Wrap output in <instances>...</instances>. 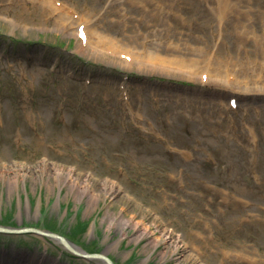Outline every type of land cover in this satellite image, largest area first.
Returning a JSON list of instances; mask_svg holds the SVG:
<instances>
[{
	"label": "rangeland",
	"instance_id": "1",
	"mask_svg": "<svg viewBox=\"0 0 264 264\" xmlns=\"http://www.w3.org/2000/svg\"><path fill=\"white\" fill-rule=\"evenodd\" d=\"M49 1L57 8L64 6L74 17L69 20L73 30L75 21L86 19L106 41L108 36L125 40L135 36L139 41L135 47L145 46L155 54H174L175 42L184 48L183 55L196 53L198 57L208 52V56L217 48V55L225 50L230 52L228 56L236 53L246 62L250 48L264 47L262 38L257 42L251 33L238 49L230 48L245 40L234 25L226 31L229 48L218 44V31L223 32L220 25L218 28L220 20L209 19L214 11L211 2L218 0ZM237 1H243V11L250 9L240 15L241 27L253 23L256 34L264 37V0ZM182 6L187 10L181 13ZM46 9L36 0H0V225L37 227L42 232L55 227L62 241L78 243L93 253L95 247L99 249L93 226L98 223L100 229H108V212L122 211L126 219L135 216L156 231L160 244L157 248L150 245L156 234L141 241L132 239L131 244L138 248L115 244L114 249L123 255L113 249L116 264H264V105L261 111L244 117L252 101L235 96L241 101L240 115L229 116L224 111L228 106H222L226 125H219L220 113L201 108L207 104L203 96L214 93L213 89L184 86V81L166 75L151 78L135 69L123 71L120 58L113 63L99 62L89 53L79 52V38L57 29L63 19L60 13L50 9L48 14ZM238 10L223 21L229 17L237 22ZM86 25L83 21L81 27ZM241 31L246 32L243 27ZM132 72L134 80L129 78ZM128 90L142 97L134 101L132 109L121 110L119 93ZM122 112L132 120L127 122L136 123L129 135L115 131L113 123L126 121ZM171 124L178 136L172 141L177 144L157 143L154 136L165 133ZM250 129L254 131L249 134ZM79 162L92 164L93 169L86 173L92 187L102 185L97 189H103L106 179L117 182L115 191L122 189V197L103 204L113 208L101 206L93 213L87 205L77 206L68 198L70 205L55 206L48 211L53 219L47 220L45 214L39 215L20 201L27 202V194L11 193L14 175L7 172L14 168L29 176L24 189L33 203L42 200L45 207L53 206L47 200L51 190L44 185L48 177L59 175L70 183L69 171L77 170ZM201 182L210 187H197ZM205 199L207 205L202 203ZM78 224L81 230L73 232ZM128 230L122 232L137 234ZM39 237L0 233V264H11L18 251L16 257L28 264L34 253H40L37 261L43 253L50 259L57 257V246ZM170 241L176 248L167 260ZM21 242L34 248H24ZM58 258L63 264L72 263L66 257ZM82 259L77 258L76 263L96 264Z\"/></svg>",
	"mask_w": 264,
	"mask_h": 264
},
{
	"label": "bare ground",
	"instance_id": "2",
	"mask_svg": "<svg viewBox=\"0 0 264 264\" xmlns=\"http://www.w3.org/2000/svg\"><path fill=\"white\" fill-rule=\"evenodd\" d=\"M37 2L46 5L47 11L45 13L50 14V9L54 10V13L59 12L61 17L63 18L60 23H58L57 29L64 30L67 34H70L71 36H75L80 38L81 36V30L79 27H81L83 21L87 23L88 29H87V35L89 38V42L84 43L81 39H78V51L79 52H86L89 53L94 59L99 60L101 62L109 61L111 63L115 62L116 59H119V57H122L124 55H128L131 57L130 61L126 60L123 62H120L123 66L122 70L126 71L127 69H135L136 72L139 73H146L149 75V77H160L162 78V75H165L168 78H175L177 80H182V84L184 86L188 87H205L208 86L209 90L214 91V93H209L203 96L206 101V105H201V108L205 109H213L216 112L220 113L222 116V119L218 121L219 125H226V122L224 121V113L222 110V106H228V109L224 110L229 116L233 115H240V112L238 110V103H241L240 100L236 99L235 96L249 99L252 101V104L249 106L247 112L244 114V117H247L251 114H254L257 111H261L262 107L264 105V47L260 46L258 48H250V56L248 57V61H243L236 53H232V55H227L230 52L225 53L224 51H219L218 53V61L213 65L212 69L209 68V73H206L204 70L207 69V63L208 60L206 57H203L201 61H199L197 58H195L191 53L188 54V57L183 55L184 48H180L178 44L174 42V54H155L151 56V54H143L140 52L139 48L135 46H139V41L136 40L135 36L128 37L125 40L121 38L120 36L114 37V39H118L119 43L122 44V49H119L118 44H114L115 42H105L106 39L104 38L101 33H98V31H95L92 29V26H90V23L87 22L86 19L77 20L75 21V30H73L72 24L69 20H74V17H72L68 12L66 8H57L54 5H52L49 2V0H36ZM226 2V5H222L221 2ZM243 1L237 2V0H218L215 2H211V7L214 9L217 17L219 18L220 22L218 23V28L220 23L223 21V19L227 15H235V11L238 10L243 13L244 6L242 5ZM236 3L238 5V9L233 4ZM142 6H145L144 3L141 4ZM187 10V6H182L180 8V12ZM250 10V9H248ZM246 11V10H245ZM215 13L211 12L210 16L213 19L215 17ZM223 13H226L225 16H223ZM128 15V14H127ZM252 15V13H251ZM248 19V17H246ZM250 20V19H248ZM210 22V21H209ZM237 25H235L236 27ZM246 32H239L243 33L245 36V42L249 39L251 36V33L255 35L257 38V42L261 41L260 37L262 38V43L264 45V37L259 36L256 34V30L254 28L253 23H247L242 26ZM241 25L240 28L242 29ZM140 31V30H139ZM142 32V31H140ZM143 33V32H142ZM262 35V34H261ZM218 36L227 38L225 31L220 32L218 31ZM176 38V37H174ZM176 44V45H175ZM135 45V46H134ZM143 48H146L145 46ZM229 48V47H227ZM217 49V48H216ZM142 55V56H141ZM187 59L188 61H186ZM228 59V60H227ZM230 59V60H229ZM196 65L201 64L203 65V69L199 70L198 72H192L190 69H188L190 65ZM188 65V66H185ZM209 65V64H208ZM127 68V69H126ZM121 71V70H120ZM213 71V73H212ZM130 77L134 80L135 78V72H132ZM198 81H197V80ZM27 81V80H26ZM132 83V82H131ZM192 90V89H191ZM227 92H229L231 95H225ZM220 93V94H219ZM142 96H136L132 100H138ZM123 113V112H122ZM118 113V118H119ZM133 115L140 116L139 113H133ZM123 117L125 118L126 115L123 113ZM211 119V118H208ZM164 120V119H162ZM203 121V119H201ZM248 123H250L248 121ZM115 125V131L119 132V134H125L129 135L131 132V129L135 127L134 122L128 123L124 126L118 125L116 122L113 123ZM145 125L146 123H143ZM254 129H250L249 134L252 133ZM37 136V135H36ZM176 131L175 128L172 126L165 131V133H157L155 135V139L157 143L161 142H167L169 144H177L175 141H172L173 138H175ZM39 137V136H37ZM178 137V136H177ZM255 138L257 136H254ZM137 138V136H136ZM32 140H24V142L29 143ZM38 140L35 141V143ZM124 142L123 140H120ZM78 148V145H75V148L73 149L76 151ZM118 153V152H117ZM184 153V152H183ZM77 170L73 169V171H69V178L70 183L67 182L66 177H62L59 175H56V177H48L47 182L44 185H47L49 190L50 196L47 198L48 202H51L53 204L49 205L48 207H45L43 205V201L37 202L36 204L33 203L34 200L29 195V191L25 190V186L28 183L29 176L23 173H20L19 170H16L14 168L9 169V173L7 172V175H14L13 178H10V186H11V193H13V196L16 194L23 197V194H27L28 201H22V203H25V205L30 206L31 210L34 208L37 212H39V215L45 214L48 218L47 220H52L54 216L53 214L49 213L48 211L53 209L55 206H59V209L63 207L64 203L66 206H69L70 204H67L66 201L68 198L73 199V201L76 202V205L79 204L87 205L89 207V211L97 212L96 210L99 209L101 206L106 208H113L114 205L111 206H104V202H110L115 198H121L122 197V189L119 191H115L117 182L115 181L114 184L110 183L109 180H104L107 184L104 185L103 189H97L98 187H92L91 181H86V173L87 170H92L93 166L91 163L86 162H79L77 164ZM263 167V165H262ZM255 168V165H252L251 169ZM234 170H236L233 167ZM59 171V169L57 168ZM77 173V174H76ZM75 174L77 175V178H75ZM91 176V175H90ZM99 179V178H98ZM194 182V177L191 178ZM30 181H36L34 177L31 178ZM37 184H42L41 182H38ZM264 185V184H263ZM197 187H210V185L205 184L204 182H201ZM178 189H181V185L178 186ZM36 189L32 188V192L36 194ZM45 191H47L45 189ZM41 192H39L40 194ZM44 195L46 193L43 191ZM48 194V193H47ZM237 192L234 193L236 195ZM248 194H250L248 192ZM255 197V194H251ZM12 196V197H13ZM116 202V201H115ZM114 202V203H115ZM204 205H207L206 199L202 202ZM210 203V202H209ZM38 204V205H37ZM52 206V208H51ZM55 210H58L55 208ZM117 212V213H116ZM115 213L108 212V215L106 217L109 218L111 221V224L108 229H100V226L98 223H96L91 230H94L97 232V237L95 238L94 242L99 243V249L98 247H95L93 250L92 255L97 256L96 258L87 259L84 258L82 255L84 254H90L89 252L82 249L78 243L75 244H65L62 242V235L60 231L57 228H53L51 230L47 231H41L37 227H24V228H15L11 226H2L0 225V228H5L6 230L10 231L9 234L17 230H25L24 232L18 233L20 234H26L25 232L29 230L30 234H37L40 236L39 238H43V241L49 245H55L57 246V257L55 258H49V256H45V254H42L43 264H63V262L58 257H66L69 261L72 262L71 264H77L76 259L77 258H83L82 260H87L90 262H95L96 264H108L103 257L108 258L112 264H116L114 261V257L112 258L113 249L116 245H119V247L124 244L125 246L138 248L137 246L131 244L132 239L140 238V241L143 237H151L152 234H156L155 237L152 236L150 245L153 248H157L159 246V238H157V232L151 231L150 226H147L143 224V222L139 219H136L135 216L131 219L136 220V223H134L133 220H128L122 215V211H116ZM9 215H7L5 218H8ZM39 217V216H38ZM42 217V216H41ZM127 217V216H126ZM4 218V217H3ZM5 221H7L5 219ZM68 221V220H67ZM88 221V220H87ZM137 221H140L137 223ZM4 223V219L2 221ZM29 223L31 221L28 220ZM142 222V223H141ZM22 224V221L20 222ZM25 223V222H24ZM23 223V224H24ZM53 225V224H52ZM51 222H49V226L51 228ZM81 224H78L77 227L73 228V232L75 230L80 231ZM129 227V232L137 233L134 236H130L128 234L123 233L122 231L125 230V228ZM156 230L161 234L163 233V229L155 224ZM142 229V230H140ZM150 234H149V233ZM6 234V233H4ZM41 238V239H42ZM25 239V238H24ZM157 239V240H156ZM22 241V240H21ZM23 242V241H22ZM21 242V243H22ZM109 243V244H107ZM167 248H166V254L165 257L168 258L169 253H174L175 251V244L174 241L167 242ZM24 248L30 247L34 248L31 243H22ZM116 244V245H115ZM66 245L67 247H65ZM27 246V247H26ZM22 247V246H19ZM60 248H63L65 251H60ZM67 248V249H66ZM116 251H119L118 249H114ZM20 251H18L17 255H19ZM39 252V251H38ZM61 252V253H60ZM120 252V257H123L122 251ZM42 253V252H41ZM17 255L13 256L12 263L11 264H28L26 262H22L20 257H16ZM40 253L36 255L31 256V264L33 261V264H40V261H37L38 256ZM115 256V255H114ZM75 262V263H73ZM169 262V261H168ZM133 264V263H132Z\"/></svg>",
	"mask_w": 264,
	"mask_h": 264
},
{
	"label": "water",
	"instance_id": "3",
	"mask_svg": "<svg viewBox=\"0 0 264 264\" xmlns=\"http://www.w3.org/2000/svg\"><path fill=\"white\" fill-rule=\"evenodd\" d=\"M25 230H17V231H14V232H12V234H18V233H22V232H24ZM9 232L10 231H8V230H6L5 228H0V233H6V234H9ZM25 233H29V230H27ZM11 234V233H10ZM62 242H64V241H62ZM65 244H68V243H66V242H64ZM69 245V244H68ZM84 258H87V259H93V258H96L97 256H95V255H92L91 253L90 254H84V255H82ZM103 259L108 263V264H112V262L108 259V258H106V257H103Z\"/></svg>",
	"mask_w": 264,
	"mask_h": 264
},
{
	"label": "trees",
	"instance_id": "4",
	"mask_svg": "<svg viewBox=\"0 0 264 264\" xmlns=\"http://www.w3.org/2000/svg\"><path fill=\"white\" fill-rule=\"evenodd\" d=\"M35 101H37V98L35 99Z\"/></svg>",
	"mask_w": 264,
	"mask_h": 264
}]
</instances>
